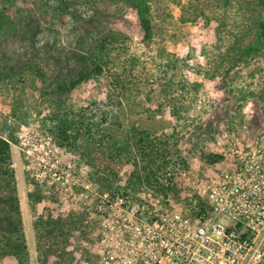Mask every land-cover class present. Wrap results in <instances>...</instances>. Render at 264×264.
<instances>
[{
    "label": "trees",
    "instance_id": "obj_1",
    "mask_svg": "<svg viewBox=\"0 0 264 264\" xmlns=\"http://www.w3.org/2000/svg\"><path fill=\"white\" fill-rule=\"evenodd\" d=\"M12 1V0H11ZM90 7L102 5L125 7L135 11L144 34L142 41L155 43L151 59L135 50V37L109 25L97 27L87 46L74 56L78 69L70 79L56 74L39 56L0 59V83L20 82L38 87L44 99H56V107L47 117L55 141L79 151L93 164L97 159L102 187L122 192L126 198L152 192L178 199L183 192L182 168H188L180 141L191 126L197 128V91L203 86L191 82L184 73L186 60L170 51L165 43L176 22L185 24L204 18L218 23V41L214 55L200 71L209 80L237 68L249 67L264 57V0H76ZM13 3L5 0L0 9V29L12 34L17 24L9 13ZM69 4H74L69 2ZM179 9L175 15L174 7ZM232 13L237 15L234 17ZM217 52V54H216ZM182 75V76H181ZM105 76L109 80L110 102L118 109L115 118L110 109L77 108L69 102L70 93L80 84ZM162 100L152 109L154 94ZM244 93L243 98L249 95ZM145 98H142V96ZM264 98V95L262 96ZM22 100L11 104L18 116ZM109 104V106L111 105ZM149 104V105H147ZM99 110V111H97ZM144 112V113H142ZM170 112L175 124L167 132L159 116ZM112 115V117L110 116ZM142 115H147L148 123ZM0 135V264H30V250L25 229L20 185L14 165L12 143L17 142V126L5 124ZM203 160L215 164L223 154L204 153ZM131 164L128 178L118 184L119 169ZM104 166L106 169H104ZM97 171V172H98ZM185 172V171H184ZM32 204L45 196L40 183L29 192ZM192 204V198H186ZM203 205V202H201ZM198 214L199 211L194 212ZM99 216L86 212L40 213L35 223L39 264H84L97 257L92 246Z\"/></svg>",
    "mask_w": 264,
    "mask_h": 264
},
{
    "label": "rangeland",
    "instance_id": "obj_2",
    "mask_svg": "<svg viewBox=\"0 0 264 264\" xmlns=\"http://www.w3.org/2000/svg\"><path fill=\"white\" fill-rule=\"evenodd\" d=\"M9 1L13 3L9 13H12L11 16L17 24V31L8 34L0 29V59H6L9 55L39 56L56 74H63V77L70 79L78 69L74 56L87 46L93 31L103 25L132 34L135 37V50L144 59H151L155 53V43L142 41L144 31L135 11L131 8L125 7L121 12V8L116 6L90 7L76 0ZM69 2L74 4L70 5ZM4 3L5 0H0V9ZM173 7L175 15L179 16L178 7ZM232 15L237 16L235 13ZM217 26L215 20L207 22L204 18L185 24L176 22L165 41L168 49L185 59L189 65L184 69L185 77L191 82H200L203 85L197 91V98L194 99V104L197 105L196 113L200 117L197 120L199 126L197 128L191 126L186 137L180 141V149L189 166L186 169L182 168L181 182L189 178L191 182L194 179L208 177L218 167L225 165L232 167L229 160L234 151L242 146H248L256 133L264 129V98H262L264 57L254 60L249 67L237 68L214 80L207 79L200 71L214 55V47L218 41ZM109 83L105 76L86 81L70 93L69 102L79 109L82 107H99L100 111L110 109V113L115 118V114L119 111L117 112L118 108L110 102ZM37 85L40 89L41 83ZM37 88L28 85L23 89L20 82L0 83V126L7 123L18 127L16 135L19 140L12 143V151L20 185L30 264H39L35 223L40 213L48 209L55 214L84 211L62 210L60 196L65 191L66 185H63L62 180H57L49 170L43 176H38L37 173L42 170L36 165H29L21 149L19 138L26 127L30 131L37 130L43 136L49 134L52 137L51 147L59 148L58 157L61 166L72 165L71 173L74 178H79L85 184L91 183V186L99 192L108 190L102 187L100 180L102 174L98 169H103V166L98 167L100 164L97 159L92 164L81 152L60 146L55 141L48 130L51 121H47V117L56 107V99L42 98L41 91ZM251 91L255 94L249 95L247 99L242 97L244 93L250 94ZM16 97L22 100L17 117L11 113V104ZM142 98L145 96L143 95ZM153 99L152 109L162 98L155 93ZM142 116L148 123L147 115ZM158 118L167 132L173 131L175 121L170 112ZM8 133L9 131L0 130L2 136L7 137ZM204 153L223 154L225 159L215 164H208L202 158ZM132 167L131 164L126 163L119 169L116 181L118 184H122L128 178ZM35 183H40L45 198L37 204H32L29 192ZM64 194L62 196H65ZM218 218L223 221L228 219L226 215ZM4 264L9 262L6 261Z\"/></svg>",
    "mask_w": 264,
    "mask_h": 264
},
{
    "label": "built area",
    "instance_id": "obj_3",
    "mask_svg": "<svg viewBox=\"0 0 264 264\" xmlns=\"http://www.w3.org/2000/svg\"><path fill=\"white\" fill-rule=\"evenodd\" d=\"M46 135L27 127L20 133L29 165L42 170L38 176L49 170L66 185L62 210L101 219L91 243L97 257L84 264H264V129L234 151L232 167L191 182L183 178L180 199L99 192L74 178L72 165L61 166L59 148ZM188 197L192 204L185 202Z\"/></svg>",
    "mask_w": 264,
    "mask_h": 264
}]
</instances>
